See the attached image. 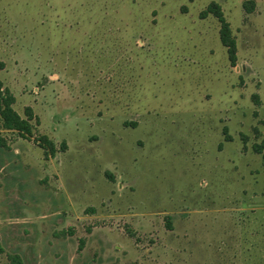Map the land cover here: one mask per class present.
Returning <instances> with one entry per match:
<instances>
[{
	"label": "rangeland",
	"instance_id": "rangeland-1",
	"mask_svg": "<svg viewBox=\"0 0 264 264\" xmlns=\"http://www.w3.org/2000/svg\"><path fill=\"white\" fill-rule=\"evenodd\" d=\"M0 63V264H264V2L0 0Z\"/></svg>",
	"mask_w": 264,
	"mask_h": 264
},
{
	"label": "trees",
	"instance_id": "trees-1",
	"mask_svg": "<svg viewBox=\"0 0 264 264\" xmlns=\"http://www.w3.org/2000/svg\"><path fill=\"white\" fill-rule=\"evenodd\" d=\"M208 15H212L219 23V38L222 46L227 50L228 60L232 67L236 63V43L232 37L231 29L229 23L226 21L223 12L220 6L216 3H211L209 6L200 13V18L203 19ZM2 68V64L0 63ZM14 97L10 92L3 87L2 82L0 81V132H17L22 137L32 135V127L30 124L31 115H27L25 119L21 118L13 109ZM43 141L47 142L45 138H42ZM1 142V138H0ZM50 150L53 153L54 146L51 143H48ZM255 151L261 155L263 164H264V139L259 145L254 147ZM3 253V248L0 245V255ZM16 263L20 264V261L17 258H14Z\"/></svg>",
	"mask_w": 264,
	"mask_h": 264
},
{
	"label": "crops",
	"instance_id": "crops-1",
	"mask_svg": "<svg viewBox=\"0 0 264 264\" xmlns=\"http://www.w3.org/2000/svg\"><path fill=\"white\" fill-rule=\"evenodd\" d=\"M255 1V3H256V5H257V7H258V4H263V2H264V0H254Z\"/></svg>",
	"mask_w": 264,
	"mask_h": 264
}]
</instances>
